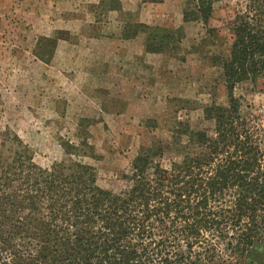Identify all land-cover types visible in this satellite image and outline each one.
Wrapping results in <instances>:
<instances>
[{"label": "trees", "instance_id": "trees-1", "mask_svg": "<svg viewBox=\"0 0 264 264\" xmlns=\"http://www.w3.org/2000/svg\"><path fill=\"white\" fill-rule=\"evenodd\" d=\"M216 2L196 0L184 23L207 27ZM133 29L125 39L139 35ZM157 30L146 26L152 53L186 38L185 27ZM208 32L192 50L219 72L225 102L202 107L207 128L175 116L167 140L147 120L120 188L99 185L96 168L79 159L94 157L87 150L63 148L66 161L43 167L15 132L0 135V264H257L264 123L243 114L239 91H264V0H237L224 26ZM63 34L40 42L49 59L70 40Z\"/></svg>", "mask_w": 264, "mask_h": 264}, {"label": "rangeland", "instance_id": "rangeland-1", "mask_svg": "<svg viewBox=\"0 0 264 264\" xmlns=\"http://www.w3.org/2000/svg\"><path fill=\"white\" fill-rule=\"evenodd\" d=\"M3 2L0 0V135L8 129L15 132L33 150L40 166L66 161L63 148H81L94 156L79 159L96 168L99 185L120 188L123 183L118 176L148 135L147 120L158 122L152 135L167 140L175 116L189 120L195 129L207 128L210 123L204 120L202 107L213 99L225 102L218 87L219 72L192 47L210 38L209 29L224 26L234 14L237 0H217L207 27L184 23V13L196 0H128L126 9L122 0H102L86 10L50 7L52 18L69 12L70 23L76 24L73 34L63 31L65 37L69 35L70 46L60 48L57 56L56 49L50 59L40 42L55 38L59 30L40 35L42 32L32 31L23 22L14 5L6 7ZM102 7L105 11L115 8L112 21L108 16L103 19L113 25L91 32L83 18L87 10ZM92 18L98 23L102 17L95 14ZM146 26L157 35V29L176 32L185 27L186 38L170 43L163 53H152L146 46L150 43ZM127 27H134L130 34L139 31V35L125 39ZM104 35L114 36V53L85 40ZM221 35L229 36L223 30ZM211 48L205 47V51ZM35 53L42 54L45 61ZM239 95L243 114L264 123V91L240 90ZM255 261L264 264V255Z\"/></svg>", "mask_w": 264, "mask_h": 264}, {"label": "crops", "instance_id": "crops-1", "mask_svg": "<svg viewBox=\"0 0 264 264\" xmlns=\"http://www.w3.org/2000/svg\"><path fill=\"white\" fill-rule=\"evenodd\" d=\"M5 6H8V3H11L15 6V10L20 14V17H22L23 22L27 21L26 25H30L32 27V31L34 32H42L40 35H46L50 36L51 33L57 30L62 31H68L73 32L75 31L74 28L76 26L75 23H70V15L67 12H62L63 14H59L57 18H52V14H48L50 12L48 8L52 7L56 10H62V9H69L72 6L84 9L86 10L88 8V5L94 6L95 4H100L102 0H3ZM104 2L108 0H103ZM128 0H122L123 9H126L129 7L127 4ZM77 3V4H76ZM18 6V8H17ZM110 9V10H109ZM48 10V11H46ZM98 15V17H102L101 20L96 23V20L93 21V16ZM117 13V12H116ZM86 17L92 18V20H86V17L83 18L85 20V25H88V28L91 32L94 31H100L102 29H106L109 26H112L111 22H106V20H103L104 18H107L109 21H112V18H114V8L110 7L108 10H103L102 8L97 9V11L93 10H87ZM89 19V18H88ZM83 23V20H81ZM116 22V21H115ZM91 25V26H90ZM73 34V33H72ZM114 36L112 35H104L99 36L98 38L95 37H86L85 40L87 42L94 41L97 43L99 47H109L110 52L114 53V48H112V44L114 43ZM69 45V40H62L59 42L58 48H57V54L60 51V48H64L65 46ZM120 50H117L119 52Z\"/></svg>", "mask_w": 264, "mask_h": 264}]
</instances>
